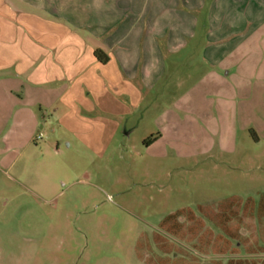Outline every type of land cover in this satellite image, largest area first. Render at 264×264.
Returning a JSON list of instances; mask_svg holds the SVG:
<instances>
[{
    "label": "rangeland",
    "instance_id": "obj_1",
    "mask_svg": "<svg viewBox=\"0 0 264 264\" xmlns=\"http://www.w3.org/2000/svg\"><path fill=\"white\" fill-rule=\"evenodd\" d=\"M8 1L27 15L0 0V264H264V64L214 78L197 42L162 47L169 32L156 40L164 73L152 88L141 73L140 87L90 51L126 39L139 0H104L97 12L72 0L68 20L47 11L52 0ZM151 25L115 50L143 60ZM62 39L67 55L40 70L64 80L35 93L30 122L17 55Z\"/></svg>",
    "mask_w": 264,
    "mask_h": 264
},
{
    "label": "crops",
    "instance_id": "obj_2",
    "mask_svg": "<svg viewBox=\"0 0 264 264\" xmlns=\"http://www.w3.org/2000/svg\"><path fill=\"white\" fill-rule=\"evenodd\" d=\"M3 1L10 16L23 18L27 15L22 9H19L18 5L9 6L8 0ZM20 1L23 2L24 0ZM71 1L52 0L54 5L52 4L46 9L56 18L68 20L66 14L73 12L70 10ZM130 1L128 8H132ZM31 2L38 9L42 6L41 0H32ZM85 4L86 7L82 9L85 8L86 12H88L89 7L97 12L101 8L100 6L104 5V0H85ZM7 12L5 13L0 9V32L7 28L5 24ZM154 19L159 26L153 27L151 25ZM129 22H131L132 27L128 29V34L126 33L127 35L123 37L127 36L125 40L118 38L115 42L107 41L95 44L93 48H90V51L94 54V60L103 67L119 63L117 65L118 73L130 80H137L140 87L142 84L147 88L154 87L164 73L165 55L159 50V43L156 40L165 34L168 36L169 32H171L170 37L162 47L170 49L176 47L180 50L186 48L191 42H197L198 46L203 47V59L213 68L211 74L214 75V78L216 76L222 78L218 72L219 67L224 69L222 75H225L226 78L237 76L238 73L242 78H247L254 72L257 75L261 70V65L264 64V0H139L137 18L132 21L127 18L125 26H128ZM120 23L122 25L124 22ZM113 24L114 22L111 23V25ZM150 25L153 27L151 31H155L156 34L147 35L149 36L147 46L150 54L145 56L143 60L136 51L115 50L116 47L121 48L120 44H124L126 40L129 41L133 32H139L141 37L144 30H149ZM61 29L64 33L70 32L66 24H63ZM139 36L135 38L137 42H140ZM128 41L126 43L132 46V42L128 43ZM20 43V46L26 47L25 42ZM40 44H42L41 41H34L32 48L29 45L27 55L23 54V51L17 55L18 61L28 64V68L17 75V79L22 90L18 97V105L21 107L22 117L26 115L30 122L36 120L34 110L37 105L41 104L40 99L35 98V93L40 92L42 85L51 84L52 80H64L62 74L59 76L48 74V79L47 73L50 72V67H48L47 73H45L47 66H44V72H41V64L46 62L56 64L57 56L60 55L59 57L64 59L67 50L71 48V42L66 39L57 40L53 43L48 42L47 53L40 50L42 47ZM3 46L4 42L0 41V48ZM97 50H102L107 54L108 61L106 63H102L96 58L95 52ZM257 64L258 67L256 68ZM253 67L255 68L253 69ZM141 73L144 74L143 82L138 81V75ZM1 87H4L9 93L13 92L6 85ZM134 89L137 92V88L134 87ZM47 90L48 92L55 91L52 87ZM22 117L20 116L21 119ZM163 137L162 132L152 135L147 143L148 147L155 145Z\"/></svg>",
    "mask_w": 264,
    "mask_h": 264
},
{
    "label": "trees",
    "instance_id": "obj_3",
    "mask_svg": "<svg viewBox=\"0 0 264 264\" xmlns=\"http://www.w3.org/2000/svg\"><path fill=\"white\" fill-rule=\"evenodd\" d=\"M95 56H96V58L100 61V62H102V63H106L107 61H108V56H107V54L105 53V52H103L102 50H97L96 52H95ZM149 142V141H148ZM147 142V143H148Z\"/></svg>",
    "mask_w": 264,
    "mask_h": 264
}]
</instances>
